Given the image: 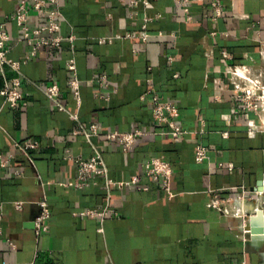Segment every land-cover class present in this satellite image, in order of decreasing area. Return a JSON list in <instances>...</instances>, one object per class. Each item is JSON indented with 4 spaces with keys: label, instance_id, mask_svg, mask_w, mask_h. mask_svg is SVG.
<instances>
[{
    "label": "crops",
    "instance_id": "1",
    "mask_svg": "<svg viewBox=\"0 0 264 264\" xmlns=\"http://www.w3.org/2000/svg\"><path fill=\"white\" fill-rule=\"evenodd\" d=\"M19 1L0 0V19ZM136 1L59 0L61 33L74 40L36 47L21 66L18 106L0 94V156L16 153L0 165V264H264V235L243 241L242 219L226 201L264 193V110L244 113L236 97L237 85L264 86V0H222L217 19L213 0H189L188 11L183 0ZM7 30L9 57L24 60L32 46L15 21ZM223 51L247 77L229 73ZM16 75L0 67V90ZM154 96L178 105L180 141L161 133ZM136 129L147 134L129 152L107 138ZM26 143L36 147H16ZM198 145L208 151L201 162ZM96 154L106 175L77 187L75 157ZM154 157L172 164L171 196L145 171ZM218 197L231 214L213 206ZM41 200L50 217L37 236Z\"/></svg>",
    "mask_w": 264,
    "mask_h": 264
},
{
    "label": "built area",
    "instance_id": "2",
    "mask_svg": "<svg viewBox=\"0 0 264 264\" xmlns=\"http://www.w3.org/2000/svg\"><path fill=\"white\" fill-rule=\"evenodd\" d=\"M189 0H183L181 3L188 11L186 6ZM133 3H137L133 0ZM212 9L215 12L214 19H217L225 12L224 4L222 0H213ZM62 18V11L60 9L59 0H21L18 3L17 8L7 16L6 20L0 19V67L9 65L17 75L14 76L9 83H6L0 90V94L4 101L11 107L19 105L23 98V83L21 79V66L23 63L29 61L32 56L36 54V47L39 46H51L60 48L64 41H73L74 36L66 37L61 33L60 20ZM153 17H147L145 21L148 23ZM9 20H13L20 27L21 41H26L32 46L31 52L26 55L25 59L15 60L9 57L8 42L11 40V35L7 30V23ZM147 24L145 23L144 29L141 35L144 40L148 39L149 33L145 29ZM107 39H99L100 43H104ZM232 58L227 51H223V61L228 65L229 73L238 75L240 77H247L246 71L239 70L238 66L228 64V60ZM68 67L71 70H76L75 61L72 59L68 62ZM99 79H106L105 75H102ZM73 87L79 93V81L77 78L72 80ZM46 94L55 101L56 105L61 107L58 102V96L60 89L57 85H50L45 89ZM236 97L240 102L241 109L244 113L259 112L264 110V86L260 85L259 81H254L253 85L239 86L237 85ZM153 114L157 123L163 128V132L168 133L174 142L180 141L182 135L186 133V130L180 125L178 119L180 116V109L173 100H161L159 97L154 96ZM264 130V122H263ZM93 134L98 132L96 125L91 126ZM147 133L136 129L129 132L115 131L107 134V138L111 141L117 142L125 152L131 151L139 137L146 135ZM88 135H90L88 133ZM16 147L21 150L36 147V143L17 144ZM207 149L203 145H198L196 149V159L201 162L207 158ZM16 155L15 151H12L8 156H0V165H8L12 158ZM75 161L78 168V180L76 182L77 187L88 186L91 183H97L96 179L100 176H105L107 173L106 165L99 154L94 155L90 159L83 157H75ZM145 171L148 175L156 180H159L162 188L171 196V184L173 179V167L172 164L163 157H154L145 163ZM110 184L116 182L112 179L107 181ZM138 182V178L134 177L132 183ZM120 185H129L130 182H120ZM225 201L222 198H216L212 201L213 206L222 210L227 214H231L232 211L222 202ZM226 201L234 203V214L236 217L242 219V236L243 241L247 242L249 239L255 238L251 234L249 218L252 214H255L257 210L264 209V193L257 192L256 196L247 197L241 195L238 197H228ZM41 212L34 220V228L37 236L41 235L43 231L48 228L47 220L50 217V211L45 200L40 202ZM16 207L20 209L22 207V201L15 203ZM91 214H103V212L89 211ZM3 212L0 206V224L2 221ZM9 244L15 248L14 241L9 240ZM231 264H251L247 259Z\"/></svg>",
    "mask_w": 264,
    "mask_h": 264
},
{
    "label": "water",
    "instance_id": "3",
    "mask_svg": "<svg viewBox=\"0 0 264 264\" xmlns=\"http://www.w3.org/2000/svg\"><path fill=\"white\" fill-rule=\"evenodd\" d=\"M249 225L253 236L264 235V209H259L250 216Z\"/></svg>",
    "mask_w": 264,
    "mask_h": 264
}]
</instances>
